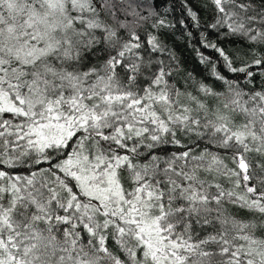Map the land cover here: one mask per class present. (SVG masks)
Here are the masks:
<instances>
[{
	"label": "snow or ice",
	"instance_id": "6c2138e0",
	"mask_svg": "<svg viewBox=\"0 0 264 264\" xmlns=\"http://www.w3.org/2000/svg\"><path fill=\"white\" fill-rule=\"evenodd\" d=\"M202 2L223 91L170 83L157 0H0V264H264V0Z\"/></svg>",
	"mask_w": 264,
	"mask_h": 264
},
{
	"label": "trees",
	"instance_id": "16d2710c",
	"mask_svg": "<svg viewBox=\"0 0 264 264\" xmlns=\"http://www.w3.org/2000/svg\"><path fill=\"white\" fill-rule=\"evenodd\" d=\"M148 2L151 3L152 0H148ZM186 3L197 12L198 21L192 20L189 16L188 8L185 7ZM157 5L156 11L167 20L169 25L173 26L156 29L151 26V21H149L148 24L137 30L144 41L147 40L149 34L157 35L162 41L164 51L153 53L152 58L157 62L163 61L166 70L171 71V84L181 90L193 93L201 83L214 87L217 91H223L226 85L213 75L214 66L216 72L228 79L235 80L237 76H240V74L228 70L218 53L210 47H205V44L214 43L236 58H239L244 51L240 45L229 43L217 34L216 29L210 27L214 23L212 13L204 6L202 0H162V3L161 0H157ZM181 21L183 24L180 23ZM201 54L208 58L207 63H201ZM235 66H240L239 59H236ZM240 82L243 83L242 76H240ZM260 82V77L257 76V86ZM174 150L172 147L168 149L169 152ZM44 166L46 167V165Z\"/></svg>",
	"mask_w": 264,
	"mask_h": 264
}]
</instances>
